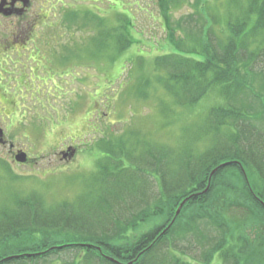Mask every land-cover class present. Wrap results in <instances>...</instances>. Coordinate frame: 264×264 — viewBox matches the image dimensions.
<instances>
[{"label":"trees","instance_id":"obj_1","mask_svg":"<svg viewBox=\"0 0 264 264\" xmlns=\"http://www.w3.org/2000/svg\"><path fill=\"white\" fill-rule=\"evenodd\" d=\"M215 1L213 10L200 2L177 22L169 15L168 28L182 32L167 43L172 50L155 55V73L135 85L145 97L152 81L161 84L168 114L214 94L202 120L184 125L176 144L106 138L107 154L73 200L46 204L36 191L15 194L0 207V264H210L215 256L264 264V98L254 95L256 108L249 95L255 75L264 77V0ZM71 12L82 18L70 9L67 20ZM200 12L206 22H196ZM123 14L111 24L87 12L92 37L101 51L112 48V61L137 42ZM158 209L162 221L136 233Z\"/></svg>","mask_w":264,"mask_h":264},{"label":"rangeland","instance_id":"obj_2","mask_svg":"<svg viewBox=\"0 0 264 264\" xmlns=\"http://www.w3.org/2000/svg\"><path fill=\"white\" fill-rule=\"evenodd\" d=\"M7 1L13 0H6L4 7ZM29 2L22 13L0 11V127L7 139L6 144L0 141V207L13 203L15 194L35 191L46 204L73 200L88 189L99 158L107 154L100 148L106 138L121 135L126 141L138 137L176 144L183 126L202 120V114L216 102V96L208 94L181 115L177 111L168 114L162 108L167 95L161 84L155 81L159 85L153 86L152 81L145 97L138 96L135 86L137 80L145 81L155 73V55L172 50L167 43L182 32L175 34L168 28L169 15L177 22L196 13L200 2L212 5L213 10L215 0ZM224 6L221 12L225 14ZM13 7L26 8V4L16 0ZM70 9L82 18L77 20L71 12L72 21L67 20ZM89 11L108 17L111 24L124 17L123 11L128 13L137 42L110 60L112 48L101 51L102 41L92 37L96 23L93 19L91 23ZM88 18L89 25H84ZM203 18L201 12L195 15L197 23H203ZM138 59L143 60L142 66ZM253 79L255 92L249 95L258 108L261 102L254 95L264 98V77L257 74ZM72 144L77 145L74 157H60L59 152ZM13 149L32 158L27 163L19 161ZM160 214L158 209L143 217L135 226L140 227L136 233L161 222ZM210 264L223 263L215 256Z\"/></svg>","mask_w":264,"mask_h":264},{"label":"flooded vegetation","instance_id":"obj_3","mask_svg":"<svg viewBox=\"0 0 264 264\" xmlns=\"http://www.w3.org/2000/svg\"><path fill=\"white\" fill-rule=\"evenodd\" d=\"M14 1H16V0H13V1H7L8 2V7L7 8H11V10H13L14 9V11L13 12H10L9 14H12V13H22V12H24V10H27V5L30 3L29 2V0H19V1H21V2H23V3H25L26 4V8L24 7V8H15V7H13V3L12 2H14ZM12 4V5H11ZM34 28V27H33ZM35 29V28H34ZM21 30H25L24 28H22ZM32 33V32H31ZM6 49H8V48H6ZM5 90V89H4ZM8 93V92H7ZM6 142H7V139L5 140V144H6ZM11 145H13V144H11ZM68 146H70V152H72V154L70 155V153H67V154H65V150L66 149H62L59 153H62L63 155H65V159H71V158H73L74 157V155L76 154V150H77V145H75V144H72V145H67L66 146V148L68 147ZM20 149H22V148H17L16 150L18 151V150H20ZM15 149H13L12 150V155L14 156V154L17 152ZM60 155V157H61V154H59ZM28 157H27V160L25 161V163H27L28 161H29V159H31L32 157L29 155V153H28V155H27Z\"/></svg>","mask_w":264,"mask_h":264},{"label":"water","instance_id":"obj_4","mask_svg":"<svg viewBox=\"0 0 264 264\" xmlns=\"http://www.w3.org/2000/svg\"><path fill=\"white\" fill-rule=\"evenodd\" d=\"M6 2V0H2L1 1V3H0V11H6L5 10V7H4V3ZM13 3V2H12ZM3 132H4V130H3V128L2 127H0V141L1 142H4V138L2 137L3 136ZM70 148V147H69ZM70 150V149H69ZM67 153H69V152H65V154H67ZM27 153L26 152H20V153H17L16 155H15V157H16V159L17 160H19V161H25L26 159H27V155H26ZM215 170V169H214ZM188 198L186 197L183 201H182V203H181V206L185 203V201L187 200ZM262 200V199H261ZM262 202H263V204H264V201L262 200ZM181 206L179 207V209H178V211H177V213L180 211V208H181Z\"/></svg>","mask_w":264,"mask_h":264},{"label":"bare ground","instance_id":"obj_5","mask_svg":"<svg viewBox=\"0 0 264 264\" xmlns=\"http://www.w3.org/2000/svg\"><path fill=\"white\" fill-rule=\"evenodd\" d=\"M4 130V129H3ZM3 138H4V141L6 140V137H5V133L3 132V136H2ZM61 154V157H63V159L65 158V155H63L62 153H60ZM186 198V197H185ZM184 198V199H185ZM188 198V197H187ZM260 198V197H259ZM183 199V200H184ZM260 199H262V198H260ZM182 200V201H183ZM263 200V199H262ZM182 201H181V203H182ZM264 201V200H263ZM186 202V201H185ZM181 203H180V205H179V207L181 206ZM183 206V205H182ZM182 206H181V208H182ZM179 207L177 208V211H178V209H179ZM181 208H180V210H181ZM172 222H173V220L165 227V229H164V231L172 224Z\"/></svg>","mask_w":264,"mask_h":264}]
</instances>
